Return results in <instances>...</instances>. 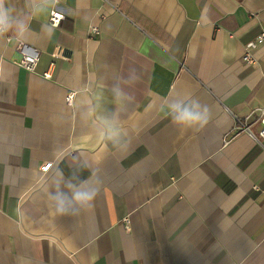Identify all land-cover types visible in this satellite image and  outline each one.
I'll return each instance as SVG.
<instances>
[{
  "label": "crops",
  "instance_id": "crops-1",
  "mask_svg": "<svg viewBox=\"0 0 264 264\" xmlns=\"http://www.w3.org/2000/svg\"><path fill=\"white\" fill-rule=\"evenodd\" d=\"M10 7L29 31L0 37V264H264V44L242 62L264 0ZM20 42L35 72L14 63ZM192 96L212 121L182 133L167 105ZM82 181L91 210L57 215L52 197Z\"/></svg>",
  "mask_w": 264,
  "mask_h": 264
},
{
  "label": "clouds",
  "instance_id": "clouds-1",
  "mask_svg": "<svg viewBox=\"0 0 264 264\" xmlns=\"http://www.w3.org/2000/svg\"><path fill=\"white\" fill-rule=\"evenodd\" d=\"M35 3V0H33ZM42 4H47L48 0H41ZM40 10L34 8V14ZM14 9L10 7V0H0V37L9 33L13 38L20 41L25 33L29 31V24L21 19L13 18ZM121 93L116 90V102L120 103ZM167 114L171 124L180 132L197 131L203 132L211 123L212 115L210 107L202 103L198 98L192 96L189 103L182 101H173L167 105ZM102 125L101 135L105 140L119 144L121 128L115 119L99 117ZM87 181H82L79 185H71L69 194L63 191H57L52 200L55 201V213L59 216L68 214L66 205L71 203L80 209V213L91 210L94 202L99 195L98 191L87 190L84 186Z\"/></svg>",
  "mask_w": 264,
  "mask_h": 264
},
{
  "label": "built area",
  "instance_id": "built-area-1",
  "mask_svg": "<svg viewBox=\"0 0 264 264\" xmlns=\"http://www.w3.org/2000/svg\"><path fill=\"white\" fill-rule=\"evenodd\" d=\"M62 18L63 16L61 15V13H59L58 11H53L50 19L51 24L55 27H58L60 25ZM92 30L94 34L96 35L100 34V31L97 27H93ZM263 44H264V27L262 29L260 36L246 45L245 54L242 57V62L246 65L256 64L257 63L256 51ZM18 50L22 54V57L19 60H15L14 63L20 67H23L27 71L35 72L39 62V53L32 47L21 42L18 44ZM74 98H75V93H70L68 95L67 102L69 105L73 104ZM261 136L264 137V129L261 132ZM125 223L127 229L129 230L130 229L129 218L125 219Z\"/></svg>",
  "mask_w": 264,
  "mask_h": 264
}]
</instances>
